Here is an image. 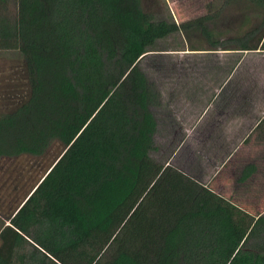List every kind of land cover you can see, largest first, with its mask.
I'll list each match as a JSON object with an SVG mask.
<instances>
[{"label":"trees","instance_id":"obj_1","mask_svg":"<svg viewBox=\"0 0 264 264\" xmlns=\"http://www.w3.org/2000/svg\"><path fill=\"white\" fill-rule=\"evenodd\" d=\"M235 4L260 22L223 38L213 17L178 24L143 0H0V51L29 82L0 114V158L64 146L0 232V264H264V214L153 158L162 92L142 68L174 36L175 51H264V0Z\"/></svg>","mask_w":264,"mask_h":264},{"label":"rangeland","instance_id":"obj_2","mask_svg":"<svg viewBox=\"0 0 264 264\" xmlns=\"http://www.w3.org/2000/svg\"><path fill=\"white\" fill-rule=\"evenodd\" d=\"M224 3L225 0H143L146 10H152L160 19H173L178 24L202 16L213 17L214 22L208 23L207 28L214 29V32L222 34L223 38L235 36L241 29L248 30L260 22L259 11L247 9L245 4H235L227 8L224 7ZM248 16L250 23L246 22L243 26ZM192 42L208 48V44L200 35L193 36ZM180 44L178 36L171 37L160 44V47H165L168 52L149 56L142 63L143 70L157 83L162 92L163 106L155 110L160 124L159 132L155 136L158 151L152 153V156L161 164L174 167L178 165L181 169L177 168L184 172L188 168L195 170L190 172L195 174V177L192 176L194 179L201 182L196 177L205 176L204 181L209 182L213 172L210 167L206 169L202 162L200 163L201 159L206 161L204 157L209 152L206 147L208 142L204 141L208 135L204 132L206 128L199 126L192 133L184 131L190 129L186 127L192 125L196 118L194 115L200 110L209 105L208 109L211 110L224 108L225 95L229 103L235 97L244 99L253 95L257 98L258 109L264 111V51L229 57L222 52L175 51L180 49ZM239 57L243 58L237 73L240 81L238 84H232L228 91L221 94L217 84L213 83L220 70L218 64L223 60L232 64ZM28 93L29 82L22 57L18 52L0 51V114L13 110L26 99ZM212 112L206 121L218 120V117L211 116ZM186 136H189L188 141L175 155L178 145H181ZM63 151L64 146L60 142H55L39 157L22 155L15 158H0V232L11 224L10 219ZM255 151L261 154L264 149H255L253 154ZM214 188L217 189L216 184ZM248 193L249 195L245 196L238 195L235 200L227 198L234 200L253 215H258L260 212L257 206L264 208V182H259L257 186L248 190ZM1 245L0 240V247Z\"/></svg>","mask_w":264,"mask_h":264},{"label":"crops","instance_id":"obj_3","mask_svg":"<svg viewBox=\"0 0 264 264\" xmlns=\"http://www.w3.org/2000/svg\"><path fill=\"white\" fill-rule=\"evenodd\" d=\"M214 52H222L223 55H229V57L240 55L241 53L223 50ZM242 61L243 58L241 57L237 63L236 60L232 64L224 60L219 62L218 69L220 70L213 83L217 84V89L221 94L228 91L232 84L239 83L240 78L237 76V73L242 65ZM226 69H228V72ZM224 99V108L211 110L208 109L209 105L196 113L194 115L196 118L193 120L192 125L186 127L190 129H186L184 132H195L199 126L206 128L204 132H207L208 135L207 137L205 136L204 141L208 142L206 147L209 149V152L204 157L206 161L201 159L200 163L202 162V166L204 165L206 169L210 167L213 176L209 182L204 181L205 176L200 178L198 176L196 178L201 180V182L204 181L203 183L211 187L217 194L226 198H234L235 200L238 195H249L248 190L250 191L254 186H257L259 182H264V151L261 154L255 151L253 154L255 149H264V111L258 109L257 98L253 95H249L244 99L235 97L230 103L226 95ZM211 112L213 114L211 116L218 117L216 122L206 121L207 116ZM205 122L207 123L206 125L204 124ZM188 138L189 136H186L181 145H178L175 155L180 152V149L188 141ZM193 155L195 156V153ZM174 156L171 162H173ZM197 157L198 155H196ZM251 164L256 166L255 170L251 171L250 176L245 182H241L245 166ZM176 166L179 167L178 165ZM192 171L195 172V170L188 168L185 172L195 177V174L190 173ZM204 171H202L203 174L205 173ZM214 184L217 185V189L214 188ZM257 207H259L258 212L264 214V208L260 207V205Z\"/></svg>","mask_w":264,"mask_h":264}]
</instances>
